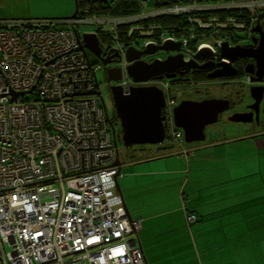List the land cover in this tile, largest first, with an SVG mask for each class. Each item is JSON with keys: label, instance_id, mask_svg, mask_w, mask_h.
I'll return each instance as SVG.
<instances>
[{"label": "built area", "instance_id": "2783aa9c", "mask_svg": "<svg viewBox=\"0 0 264 264\" xmlns=\"http://www.w3.org/2000/svg\"><path fill=\"white\" fill-rule=\"evenodd\" d=\"M140 1L147 6L152 0ZM245 8L231 3L201 9L193 1L120 18L79 12L63 21L68 28L0 21V264H145L134 243L142 220L130 218L117 192L118 150L96 77L101 67L82 49L77 27L115 29L140 19L180 18L170 31L155 24L132 26L130 44L116 45L125 51L141 41L143 50L162 39L161 44L188 49L200 32L215 37L221 30L245 28L243 18L224 15ZM183 24L182 37L174 31ZM224 43L203 38L196 51L216 54ZM118 85L125 93L133 87L126 65ZM172 136L177 140L182 133Z\"/></svg>", "mask_w": 264, "mask_h": 264}, {"label": "crops", "instance_id": "0c3cea01", "mask_svg": "<svg viewBox=\"0 0 264 264\" xmlns=\"http://www.w3.org/2000/svg\"><path fill=\"white\" fill-rule=\"evenodd\" d=\"M41 5L0 0V21H65L74 10L72 0ZM183 147L191 153L121 165L131 184L120 175L117 191L142 220L134 240L145 264H264V132Z\"/></svg>", "mask_w": 264, "mask_h": 264}, {"label": "water", "instance_id": "95a60500", "mask_svg": "<svg viewBox=\"0 0 264 264\" xmlns=\"http://www.w3.org/2000/svg\"><path fill=\"white\" fill-rule=\"evenodd\" d=\"M75 3L76 9L70 19L76 18L79 13L78 1L75 0ZM254 32L261 34L259 47L253 51H247L245 50L247 47H231L230 44L225 43L221 48L219 57L229 62L218 64L217 66L220 69L210 73V78L236 77L237 69L233 65L239 58L256 60L257 71L247 70L248 74L252 75L254 72L259 76L264 74V33L262 34L258 28H255ZM75 34L83 50L90 49L96 56H101L102 49L97 34L86 33L80 36L76 30ZM160 51L176 52L178 54L169 56L164 61L154 60L152 63H146L142 60L144 56H155ZM181 51L182 44H175L171 41H167L162 45H149L143 50L129 47L126 51V59L130 64L127 67L128 75L134 83L139 85L152 80H163L164 75L172 79L177 76V71L183 68L189 70H208L213 66L209 63L197 65V62L202 59L214 57V54L210 53L207 49L193 55L190 61H186L182 54H179ZM103 63L104 65H108L110 60H104ZM107 76L109 83L119 82L122 80V70L107 69ZM260 80V78L257 79V81ZM110 91L117 119L121 122L122 140L126 148H131L135 145H162L165 142L167 125L163 111L166 108V96L163 90L157 86H133L129 93H125L121 86L112 85ZM254 98L256 99L255 107L257 108L262 99ZM101 101L103 106L106 107L103 97H101ZM229 109L230 102L225 99H208L201 102L184 101L174 109V124L176 128L183 130L186 143L205 142L207 138L206 128L218 123L219 116ZM230 120L244 123H251L253 121L247 118L246 113H236ZM113 131L116 149L118 150L115 128H113ZM114 166L121 169L119 150Z\"/></svg>", "mask_w": 264, "mask_h": 264}, {"label": "rangeland", "instance_id": "374dc122", "mask_svg": "<svg viewBox=\"0 0 264 264\" xmlns=\"http://www.w3.org/2000/svg\"><path fill=\"white\" fill-rule=\"evenodd\" d=\"M39 2H42L40 9L46 10V6H43L45 2L51 4V2H60V0H39ZM149 4L152 5L151 2ZM72 9H74L73 10V13H74L76 9L75 0H72ZM73 13L71 15H73ZM59 28H68V26H60ZM185 28L186 27L183 24L178 30H175L174 32L175 34L183 37L186 35L184 32ZM182 29L183 31H181ZM77 30L79 34L82 36L83 34H86V33H92L94 31V27L88 26V25H81L77 27ZM250 33L251 31L245 32V34H243V30H240V29L221 30L219 32V35H216L215 37H211V35H209L206 31H204V36L202 35V32H200L199 34L200 36H198L197 41H193L191 43L192 46L189 45V48L188 49L185 48V49L195 53L197 46L201 43V39L203 38H205L206 41L212 40L213 43H216V41L220 40L221 38L225 40V43L230 44L231 47H235V45H237L241 40L239 38L230 40L231 36L235 38L236 34L245 35L246 37L244 39H246L248 38V35ZM161 43H162V39L158 42V44L162 45ZM108 44H109L108 42H104V41L101 42V46L104 49L108 47ZM143 46L144 44L142 42H138V44H136V47L138 48H142ZM87 54L89 55L90 59L93 61L94 64H100V65L102 64V60L99 59L94 53H92L90 49L87 50ZM157 55L158 57H164V59H167L168 57V53L164 51L158 52ZM181 71L182 70H180V72ZM177 74L179 73L177 72ZM96 77H97L98 83L101 86L100 88L103 93L102 97L104 99L106 109L108 111V115L110 117V122L113 124V128H115L116 137H117V145L119 144L118 150H119L122 163L125 161L133 162L139 158L149 157V156H152L155 152L157 153L158 151L159 153H162V151L159 149L160 148L159 145H135L131 148L125 147L123 140H122L123 132H122L121 125H120V130L119 129L116 130L117 128H116L115 122L119 119H117L116 110H115L114 102L112 99V94L108 86L107 74L104 71V69H98L96 71ZM243 77H241V79L236 78V77H234L236 79L234 78H216L215 79V78L209 77L210 78L209 80H206L205 78V79H200V81H190L189 82V81H186L188 77L182 76L180 77V79H182L180 81L150 82L148 85L147 83H145L146 85L145 84L144 85L139 84V85L140 86H157L158 88L163 90L164 93L165 91H167L168 93L171 94L170 104L167 107V109L165 108L166 110L163 111V116L166 118V122H165L167 125L166 129L171 133V135L177 134L178 132L182 133V137L180 139H177V140L174 139L173 141L174 148L177 149L180 147L179 146L180 144L185 145V146H193V145H198V144H202L205 142L210 143L214 141L226 140V139H230L235 136L240 137V136H244L245 134H249V133H259L260 134L262 131H264V124L260 125L257 123L253 124V123L231 121L230 118L233 117L236 113L234 114L232 110H229L223 115L222 119L218 123L212 126H209L207 128L206 130L207 140L205 142H195V143L188 144L185 141L183 130L176 128L174 124V109L178 107L184 101L201 102V101L208 100V99H224L225 97H231L234 101L235 100L238 101L239 98L242 96V94L243 95L245 94L246 102H249L250 95L248 94V92L250 88L248 86L244 87L243 83L245 82L243 81L244 79H242ZM262 121H264V116H262ZM118 139L120 140V142L118 141ZM178 140L180 141L178 142ZM240 142H251V141L247 139L245 141H240ZM236 143L241 144L238 142ZM219 148H223V147H219ZM129 153L132 156H135L134 160H132L131 158L130 159L128 158L129 156H131ZM117 156H118V151H117ZM138 167L142 168L143 170L146 168L149 169L150 165L141 164V166H138ZM125 170L126 168L124 166L122 168V174L120 173L121 176L120 175H119L120 177L118 176L119 182L123 189L128 188L129 185L131 184V179L123 178V173L125 172ZM117 186H118V181H117Z\"/></svg>", "mask_w": 264, "mask_h": 264}, {"label": "flooded vegetation", "instance_id": "af4514ba", "mask_svg": "<svg viewBox=\"0 0 264 264\" xmlns=\"http://www.w3.org/2000/svg\"><path fill=\"white\" fill-rule=\"evenodd\" d=\"M193 1H197L199 7L201 9H205V7L207 6H217V5H228L231 3H235V5H241L243 7H249V8H255L257 9L254 13V18H250V20L254 21V24L249 23L250 20L248 21L246 19L242 20V22H245V28H243V34H245V32H249L251 31V33L248 35V38L241 40L237 45L235 46H242V47H247L245 50L247 51H253L254 49H256L257 47H259L260 42H261V34L259 32H254L255 28H258L259 31L263 34L264 33V14H262L263 12V8L264 7V0H189L187 2H181L180 4H187ZM246 8L243 9V11L246 12ZM197 12V11H195ZM198 13V12H197ZM261 15V16H260ZM232 16V15H231ZM257 20V23H255V21ZM248 24H251V28L249 29ZM136 44V43H135ZM264 45V43H263ZM100 46H101V41H100ZM135 48H137L138 50H142L141 48L136 47V45L134 46ZM101 56H97L99 59L102 60V64L100 65L101 69H104V71L107 74V69H121L122 70V76H123V70L124 67L126 65V67H128L130 64L127 62L126 59V51L127 49H125V51H122L121 48L118 47V45H113L111 46V48L107 47V48H103L101 46ZM88 50V49H86ZM199 51H188L187 49H185V47H182V51L179 54H182V56L185 58L186 61H190L192 59V56L197 54ZM221 52V50H220ZM219 53L214 54L213 58H206V59H202L201 61L197 62V65H203L206 63H209L210 65H213L210 69L205 70V71H209L210 73L220 69V67H218V64L224 63V59H221L219 57ZM168 53V57L169 56H175L178 53L176 52H167ZM211 53V52H210ZM104 60H110V63L108 65H104ZM143 61H145L146 63H152L154 60H166L164 59V57H158V55L156 54L154 57L153 56H144L142 58ZM236 69H237V75H239L241 72L244 73V77L242 79H244L243 81L245 83L244 87L248 86L249 92L248 94L250 95V101L246 102V96L245 94L239 98L238 101H234L231 97H225V100H228L230 102V109L232 110L233 113H246L247 114V118L252 119L253 121L251 123H257V124H264V121H262V116H264V74L262 76H259L256 72H254L252 75L247 73V70L249 71H257V65H256V60L251 59V58H239L237 61H235L234 65H233ZM180 70L181 71V75L180 74ZM179 71H177L179 74H177L176 77L169 79L167 78V76H163L164 79L163 80H152L150 82H169V81H180L182 79H180V77L185 76L187 77V75L191 74L192 72L195 71H200L202 69H195V70H189L186 68L180 69ZM172 75V74H171ZM179 75V76H178ZM241 79V77H236ZM234 78V79H236ZM261 79L260 81H257V79ZM107 80H108V76H107ZM133 82V86H140L136 83ZM148 82L147 85L150 83ZM118 85L117 83H109L108 81V86L109 89L112 85ZM145 83H143L144 85ZM146 85V84H145ZM245 89V88H244ZM244 91V90H243ZM102 92V91H101ZM103 94V93H102ZM165 96L168 97L166 98V101L168 102L171 98V94L168 93L167 91H165ZM256 97L257 99H262L260 104L257 106V108L255 107V103H256V99L254 97ZM255 107V108H254ZM166 109H164L165 111ZM228 110V111H229ZM226 111V112H228ZM224 112L223 114H221L219 116V121L222 119L223 115L226 113ZM120 120H117L115 122L116 125V130H120V125L121 122L119 124ZM212 126V125H211ZM209 127V126H208ZM207 127V128H208ZM206 128V130H207ZM205 130V132H206ZM264 132V131H263ZM168 134L170 135L171 133L167 130V136ZM167 140V137H166ZM165 140V141H166Z\"/></svg>", "mask_w": 264, "mask_h": 264}, {"label": "trees", "instance_id": "16d2710c", "mask_svg": "<svg viewBox=\"0 0 264 264\" xmlns=\"http://www.w3.org/2000/svg\"><path fill=\"white\" fill-rule=\"evenodd\" d=\"M78 1V6H79V12L80 16L87 15L89 17H125V16H137L138 14H142L144 12H149L151 10H155V8H160L164 6H170L174 4H179L181 2H187L189 0H152L150 1L152 3L149 4L148 2L147 6H144V3L140 0H77ZM257 9L255 8H250L247 9L246 12H241L237 10H231L227 11L224 13V15H234L240 18H244L245 20L247 19L248 21L250 18H252V15H254L255 11ZM257 12V11H256ZM242 16V17H241ZM180 18H174V17H154V18H148V19H140L132 23L128 24H122L119 26H116L115 29H112V27H106V26H94V31L97 32L98 37L100 41L108 42V47L111 48V46L116 45L120 43V45L126 46L130 44L132 39L128 38L127 36V31L132 28H136V26L139 25H145V26H150V25H157L163 28H167V31H170L171 29L175 28L178 26L182 21ZM42 22H49L53 23L56 28H59L60 26H63L62 23L63 21L59 20H44ZM115 35H118V40L115 42ZM136 36L141 37L140 34H136ZM245 35H238L236 34L235 38L232 39H237L239 38L240 40H243L242 38H245ZM141 42V41H140ZM138 44V41L136 42ZM192 46V45H190ZM209 71L205 70H200V71H195L192 72L190 75H187L186 81H200V79H205L209 80ZM191 76V78H190ZM244 73L241 72L239 75L236 77H243ZM198 78V79H196ZM120 142V140L118 139ZM174 138L170 134L167 136V140L164 142L163 145L160 146V150L162 153H159V151L154 153L152 156L145 157V158H139L136 161L130 162V163H135L137 161H145V160H152L156 158H160L163 156H168L171 150L175 149L174 148ZM180 140H178L179 142ZM119 145V144H118ZM181 153L185 155L188 153H191V150H187L186 148L183 147L182 144L179 145ZM183 147V148H182ZM130 154V153H129ZM131 155V154H130ZM132 156V155H131ZM129 156L128 158L134 160L135 156ZM121 161V165H122ZM195 216V215H191ZM196 217V216H195ZM196 221V220H195ZM193 221V222H195ZM137 243V242H136Z\"/></svg>", "mask_w": 264, "mask_h": 264}, {"label": "clouds", "instance_id": "9594fccd", "mask_svg": "<svg viewBox=\"0 0 264 264\" xmlns=\"http://www.w3.org/2000/svg\"><path fill=\"white\" fill-rule=\"evenodd\" d=\"M145 260V259H144Z\"/></svg>", "mask_w": 264, "mask_h": 264}]
</instances>
